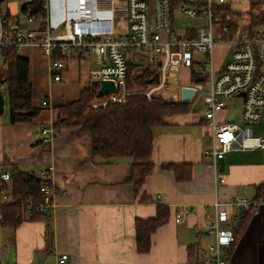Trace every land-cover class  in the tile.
<instances>
[{"label": "crops", "instance_id": "0c3cea01", "mask_svg": "<svg viewBox=\"0 0 264 264\" xmlns=\"http://www.w3.org/2000/svg\"><path fill=\"white\" fill-rule=\"evenodd\" d=\"M31 1L2 0L0 14L17 17L24 13L22 5ZM118 18L117 31L125 33V18ZM173 24L176 33L195 37L196 25L179 18L176 10ZM216 47L213 62L218 72L231 51L228 49L226 56L227 46ZM19 54L30 61L33 104L42 109L34 124H11L8 94L4 91L7 86H2L6 109L0 116V173L18 166L40 176L45 168L53 166L57 194L51 238L47 220L27 219L16 228L5 227L0 220V264H191L197 248L213 241L206 224L214 219L216 202L221 204L220 209L231 212L227 204L237 197L264 200L257 190L264 183V150L229 152L224 158L225 170L218 173L204 161V150L213 145V132L206 122L195 118L204 107L200 97L203 92L197 98L191 70L181 62L167 63L169 69L161 74L146 56H131L135 76L146 69L161 75L157 85L148 87L149 96L190 105L186 113L164 117L165 125L155 130V168L137 194L127 181L131 160L94 157L89 134L69 128L57 132L51 142L40 139L42 130L58 121L59 108L76 101L91 87L93 71L98 68L94 56L72 51L62 81L55 82L50 59L39 47L23 46ZM184 89L192 93L185 95ZM45 100L49 105L42 107ZM199 105L201 109L197 110ZM218 121L225 122L221 113ZM169 164L191 165L192 178L176 181L174 173L163 168ZM217 178H224V182ZM158 206L170 209L169 220L152 235L151 250L139 253L136 220L155 218ZM177 211L182 215L181 223L175 221ZM62 255H68L64 263H60ZM231 264H264V209L250 216L238 237Z\"/></svg>", "mask_w": 264, "mask_h": 264}, {"label": "built area", "instance_id": "2783aa9c", "mask_svg": "<svg viewBox=\"0 0 264 264\" xmlns=\"http://www.w3.org/2000/svg\"><path fill=\"white\" fill-rule=\"evenodd\" d=\"M173 10L172 0H43L38 14L23 13L10 19L0 14V64L2 54L10 48L37 46L50 59L52 80L60 82L67 69V60L72 51L92 54L98 68L93 79L111 80L116 92L93 103L94 108H107L111 103L121 104L128 95L126 91L131 56L140 53L163 73L167 63L177 60L185 67L194 68L198 74H206V83L194 84L197 98L207 86L203 96V110L195 118L206 122L213 132V145L204 150L205 162H210L216 173L219 160L232 151L264 150V132L254 134V127L264 124V26L232 33L228 26L220 27L217 5L232 6L230 0H180ZM233 9V8H232ZM187 22L203 20L196 24L195 37L180 35L174 31V11ZM125 18L126 31L118 33L116 19ZM225 35L226 39H223ZM218 45L230 48L227 62L216 71L213 53ZM58 55L60 59H55ZM200 56V57H198ZM242 99L241 121H218V115L227 110L234 99ZM48 100L41 106H48ZM57 131L46 126L40 139L43 143L53 141ZM54 167L40 173L41 191L44 200L40 203H23L13 196L12 170L0 173V208L19 202L53 215L54 197L57 194L52 182ZM223 183L224 178H217ZM226 209L216 202L214 219L206 224L213 241L200 246L192 256L191 264H231L238 241V228L247 215L259 208L264 209V200H249L237 197ZM0 216V220H1ZM177 223L182 215L176 213ZM68 255H62L64 263Z\"/></svg>", "mask_w": 264, "mask_h": 264}, {"label": "trees", "instance_id": "16d2710c", "mask_svg": "<svg viewBox=\"0 0 264 264\" xmlns=\"http://www.w3.org/2000/svg\"><path fill=\"white\" fill-rule=\"evenodd\" d=\"M42 2L43 0H32L23 12L38 14L41 11ZM180 2V0H172V9L174 10ZM250 7V13L247 14L248 20L244 21L240 18L242 14L239 11L232 10L228 5H217L215 10L219 15L220 27L228 26L234 31L239 29L253 31L258 26H264V0H250ZM7 17L13 19L10 15ZM223 39H226L225 35ZM55 59L60 57L55 55ZM135 70L136 66L129 64L126 84L128 95L121 104L111 103L107 108H94L93 103L104 98L90 87L81 93L79 99L59 108V119L53 127L57 132L72 128L89 134L94 157L103 160L129 158L131 174L127 181L134 186L138 194L155 168L152 162L155 130L165 125L164 117L186 113L190 110V105L149 96L146 93L148 87L160 82L159 73L147 70L141 76H135ZM0 73L8 91L9 122L13 125L34 124L42 108H36L33 104L29 59L22 57L17 48H10L2 54ZM207 80L206 74H198L192 68V83H206ZM163 168L172 171L178 182L189 181L192 178V166L189 164H169L164 165ZM11 170L15 199L26 204L29 201L40 203L44 200L45 195L41 191L42 180L36 171H26L18 166H12ZM257 190L258 196L264 195V183ZM0 216L2 225L11 228L18 227L27 219L47 220L48 236L52 237L53 215L46 217L44 212L35 208L29 214L28 207L16 202L13 205L1 207ZM250 216L247 215L238 228V237L245 230ZM169 217L170 209L166 206H158L155 218L136 220V244L139 253H148L151 250L152 235L168 222Z\"/></svg>", "mask_w": 264, "mask_h": 264}, {"label": "rangeland", "instance_id": "374dc122", "mask_svg": "<svg viewBox=\"0 0 264 264\" xmlns=\"http://www.w3.org/2000/svg\"><path fill=\"white\" fill-rule=\"evenodd\" d=\"M230 2L232 4V6L230 5V8L231 9L233 8L232 10L239 11L240 14H242V16H244V17L241 16L240 17L241 19H244V21L248 20L247 19V14L250 13V8H251L250 7V0H230ZM263 12H264V8H263ZM177 15H178L179 18H181L182 20L186 21L183 18V16L178 11H177ZM120 20H121L120 18L116 19L117 22H119ZM187 23L196 25V24H203L204 21L203 20H200V21L195 20V22H187ZM239 30H237V31H239ZM241 30H244V29H241ZM231 31H232L233 34L237 33L236 31H234L232 29H231ZM215 49L217 50V47ZM226 49L230 50L229 47L226 48ZM224 50H225V48H224ZM229 50L226 52V56L229 55ZM147 70H149V69H146L145 71H147ZM161 74H163V73H161ZM159 76H160V79H161V75H159ZM4 91L6 92V94H8V91H7L6 88H4ZM206 91H207V86L204 87V89L202 91L203 94L200 95L201 102H203V96H204ZM198 109H201L200 105L198 106L197 110ZM241 112H242V99L239 98V97H236L234 99L233 103L228 106V109L226 111L221 112V114L223 115V119H224L225 122H231V123L232 122H238L239 123L241 121ZM263 132H264V124L257 125V126L254 127V134L255 135H261Z\"/></svg>", "mask_w": 264, "mask_h": 264}, {"label": "water", "instance_id": "95a60500", "mask_svg": "<svg viewBox=\"0 0 264 264\" xmlns=\"http://www.w3.org/2000/svg\"><path fill=\"white\" fill-rule=\"evenodd\" d=\"M30 3L31 2H25L22 5V7L26 8ZM4 84H5V80L2 78L0 73V116H2L5 113V109H6V100L2 92V86ZM97 86L98 88H96ZM91 88L92 90H95L99 94V96L103 98L109 97L116 92L115 83L111 80H105V79H93L91 81ZM183 93L185 95H190L192 93V90L184 89ZM219 170L220 171L225 170V159L219 160Z\"/></svg>", "mask_w": 264, "mask_h": 264}]
</instances>
